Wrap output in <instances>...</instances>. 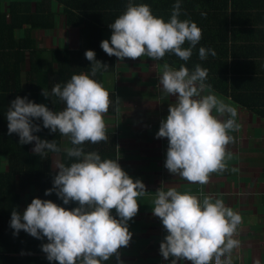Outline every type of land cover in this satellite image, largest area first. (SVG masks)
Returning <instances> with one entry per match:
<instances>
[{
    "label": "clouds",
    "instance_id": "obj_1",
    "mask_svg": "<svg viewBox=\"0 0 264 264\" xmlns=\"http://www.w3.org/2000/svg\"><path fill=\"white\" fill-rule=\"evenodd\" d=\"M180 15V0H176L167 21L154 15L148 4L129 0L126 10L109 24L113 30L110 41L104 39L100 46L120 61L144 56L161 61L171 53L187 62L202 38V30L190 19L181 20ZM186 42L189 46L185 48ZM209 54L216 56L211 48H199L200 60ZM85 57L91 62L90 73L73 74L63 85L56 83L51 93L45 89L42 92L45 97H58L65 104L62 110L53 111L45 104L17 96L6 113L8 133H17L20 144L35 142L33 152L38 155L60 153L62 149L56 140L33 134L41 130L33 123L34 118H42L43 127L68 138L71 146L63 151L72 162L56 164L58 174L45 195L55 191L65 205L76 201L79 206L69 210L52 200L34 198L22 213L13 209L10 226L14 234L24 230L36 238L47 237L49 242L42 245V250L49 261L103 264L115 256L117 264H124L119 249L126 247L132 236L127 222L138 213V198L148 191L140 179L133 180L122 169L120 157L102 159L97 151H85L83 147L88 142L108 141L104 116L113 103L109 91L94 79L108 66L96 59L93 50H87ZM207 76L208 70L200 64L190 71L185 64L177 69L165 61L159 77L163 93L175 97L156 133L157 138L168 139L165 167L175 176L201 186L208 183L212 173L226 169V162L232 158L227 151L233 142L229 133L240 127L236 123L237 109L214 94L211 85L205 83ZM205 89L208 94L201 95ZM225 114L228 118L222 119ZM152 204L153 215L161 219L167 231L160 243L165 260L172 257L171 264H233L243 219L222 199L204 195L202 189L197 194L160 187ZM112 209L120 219L111 214Z\"/></svg>",
    "mask_w": 264,
    "mask_h": 264
},
{
    "label": "trees",
    "instance_id": "obj_2",
    "mask_svg": "<svg viewBox=\"0 0 264 264\" xmlns=\"http://www.w3.org/2000/svg\"><path fill=\"white\" fill-rule=\"evenodd\" d=\"M3 7V3L6 2ZM146 3L154 15L170 18L176 0H131ZM129 0H0V264L48 263L42 245L47 237L36 238L24 230L14 234L10 226L13 209L23 212L34 198L52 200L65 205L53 188L56 173L52 172V154L38 155L28 144H20L17 133H8L6 113L10 102L17 96L45 104L50 110L60 111L65 104L58 97L42 95L56 84H64L73 74L90 73L91 62L85 52L93 50L96 59L108 66L94 79L105 86L108 75L116 72V56L107 55L100 44L106 38L109 24L121 15ZM180 19H190L202 30V38L185 62L175 54H166L162 61L179 69L181 64L191 71L196 64L208 70L206 84L235 105L245 108L264 122V0H180ZM55 6L58 10H55ZM65 10L80 19L76 47L67 44L41 46L37 33L54 30L56 16ZM60 13V14H59ZM203 13V15H202ZM252 13V14H251ZM105 35V36H104ZM187 42L183 47H188ZM200 47L215 50L200 60ZM107 114H116V98L111 92ZM40 131L33 134L48 141L56 140L61 149L64 137L43 127V120L33 119ZM118 129V128H117ZM118 131L107 130L108 141L83 145L85 151H97L102 159L120 157ZM68 140V138H67ZM70 145V141H67ZM63 163L72 160L60 152ZM68 209V208H67Z\"/></svg>",
    "mask_w": 264,
    "mask_h": 264
},
{
    "label": "crops",
    "instance_id": "obj_3",
    "mask_svg": "<svg viewBox=\"0 0 264 264\" xmlns=\"http://www.w3.org/2000/svg\"><path fill=\"white\" fill-rule=\"evenodd\" d=\"M55 10L58 7L55 6ZM60 13L56 16L58 25L54 30L38 32L37 35L54 32L62 26L65 10ZM67 14L76 15L73 12ZM106 34H111V30H106ZM163 63L162 60L152 61L146 56L136 60L125 58L123 61L117 58L116 72L105 80L104 87L110 94L114 92L116 108H119V112L115 110L116 114L106 113L104 116L107 130L118 131V163L133 180L140 179L148 191L138 198V213L127 222L132 236L128 245L119 249L120 260L124 264H171L173 258L165 260L160 253V243L167 231L161 219L153 215L152 198L160 187L165 190L176 187L197 194L202 189L204 195L220 198L226 206L238 211L243 223L236 237L240 240V247L233 252V264H255L257 260L264 264V122L245 108L235 105L228 97L213 91L217 97L237 109L236 123L240 127L229 133L233 142L227 146L232 158L226 162L224 171L212 173L208 183L203 186L175 176L165 167L168 139L156 137L161 120L168 115L169 105L175 102V97L165 95L159 84ZM207 94V89L201 93ZM213 114H216L215 110ZM227 118V114L222 117ZM67 141L64 138L62 150L69 147ZM29 148L33 151L30 144ZM58 162H63L62 154H52L51 168L56 174L59 171L55 168ZM78 206L76 202L63 207L71 210ZM26 208L27 204H24L23 209ZM111 214L120 219L115 209L111 210ZM39 256L47 258V254ZM39 264H58V261H42ZM103 264H117L116 257ZM178 264L190 262L180 261Z\"/></svg>",
    "mask_w": 264,
    "mask_h": 264
},
{
    "label": "rangeland",
    "instance_id": "obj_4",
    "mask_svg": "<svg viewBox=\"0 0 264 264\" xmlns=\"http://www.w3.org/2000/svg\"><path fill=\"white\" fill-rule=\"evenodd\" d=\"M5 6L6 2L3 3V7ZM80 26L81 22L78 17L67 14L64 24L62 23V26H59L54 32L37 35L38 44H40L41 46H51L53 44L60 45L62 43H65L69 47H76L78 43L77 30ZM105 35V39H108L110 41L111 34L105 33ZM29 144L31 148H34L35 142ZM53 165H55V163H53Z\"/></svg>",
    "mask_w": 264,
    "mask_h": 264
}]
</instances>
